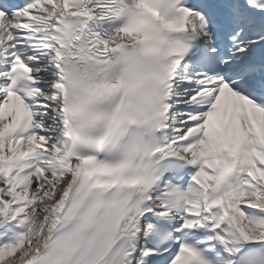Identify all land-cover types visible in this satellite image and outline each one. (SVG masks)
Wrapping results in <instances>:
<instances>
[{
    "label": "snow or ice",
    "instance_id": "snow-or-ice-1",
    "mask_svg": "<svg viewBox=\"0 0 264 264\" xmlns=\"http://www.w3.org/2000/svg\"><path fill=\"white\" fill-rule=\"evenodd\" d=\"M0 264H264V0H0Z\"/></svg>",
    "mask_w": 264,
    "mask_h": 264
}]
</instances>
